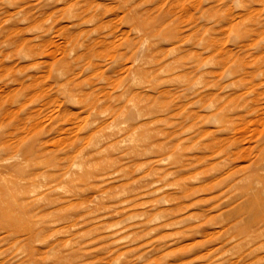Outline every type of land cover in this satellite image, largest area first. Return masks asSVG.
<instances>
[{"label":"rangeland","instance_id":"374dc122","mask_svg":"<svg viewBox=\"0 0 264 264\" xmlns=\"http://www.w3.org/2000/svg\"><path fill=\"white\" fill-rule=\"evenodd\" d=\"M262 112L264 0H0V264H264Z\"/></svg>","mask_w":264,"mask_h":264},{"label":"bare ground","instance_id":"6f19581e","mask_svg":"<svg viewBox=\"0 0 264 264\" xmlns=\"http://www.w3.org/2000/svg\"><path fill=\"white\" fill-rule=\"evenodd\" d=\"M244 46V45H242ZM241 48V47H240ZM240 70V68H239ZM244 72V71H243ZM245 74V73H244ZM247 74V73H246ZM252 73H248V75H251ZM262 74V73H261ZM185 76V75H184ZM187 77V76H186ZM250 78V77H249ZM247 80V79H245ZM241 81V80H240ZM255 84V82H254ZM252 86H253V83H252ZM250 87V86H249ZM252 87H250L249 89H251ZM243 92V91H242ZM253 93L254 92V89L253 91H251ZM238 94V95H237ZM235 93V95H237L238 97H240V94L242 93ZM256 95L259 96V94L261 93H255ZM211 94H209L210 96ZM233 96V95H232ZM232 96H230V101H233L231 100L232 99ZM236 96V97H237ZM213 97H216V96H213ZM235 97V98H236ZM237 97V98H238ZM209 98V97H208ZM252 99V98H251ZM227 100V99H226ZM225 100V101H226ZM224 101V103H225ZM252 101V100H251ZM235 102V101H234ZM257 103V102H256ZM211 104V103H210ZM256 105V104H255ZM257 107V105L255 106ZM252 109V108H251ZM257 110V108H255ZM247 110V109H246ZM259 110V109H258ZM262 111V110H261ZM262 114L261 116H258L257 114V117L255 116L254 119H251V120H247L246 118L244 117H241L239 116L238 118L239 119H231V118H223L220 123L222 124V126L224 128H227V129H237V131L235 132V130L233 131L234 132V136L232 135V137H222V138H216L214 141L212 142H209L207 144L204 145V149L207 150V151H212V153H222L224 156V159L225 160H230V158H232V161L236 160V159H239V160H242L244 161L246 159V156H247V149L248 148H244V147H241L240 146V142L243 141V136H245V134H247V132L249 133L250 131V137H249V140H252L254 143V146L251 147V149L249 151H253V153H250L252 154L251 156L253 157V162L254 164L257 165V168H260V169H263L264 170V113H260ZM198 116V114L196 115V117ZM195 117V118H196ZM240 127V128H237ZM252 128V129H251ZM211 137V136H210ZM215 138V137H213ZM246 139V138H245ZM244 139V140H245ZM212 140V138H211ZM3 142V141H2ZM0 141V145L1 147L5 146L7 148V145L6 143H2ZM249 143V142H248ZM243 146V145H242ZM4 147V148H5ZM211 153V154H212ZM200 155V154H199ZM199 155H195L196 157L199 156ZM203 155V154H201ZM209 155V154H208ZM206 156V155H204ZM234 158V159H233ZM198 161V160H197ZM204 164V163H203ZM231 170V168H230ZM230 170H227V171H230ZM227 173V172H226ZM225 175V174H224ZM219 178V177H218ZM216 179V178H215ZM212 181V180H210ZM214 181V180H213ZM209 183V181H208ZM207 184V183H206ZM254 195H255V192H254ZM256 196V195H255ZM253 197V196H252ZM251 198V197H250ZM259 199V195L257 197ZM261 199V198H260ZM252 200V199H251ZM254 201V200H253ZM251 201V202H253ZM256 201V200H255ZM262 201V200H261ZM260 201V206H262L263 204H261L262 202ZM23 204V203H22ZM17 205V204H16ZM257 205V203H256ZM254 206V208H257V209H260L261 207L258 205L257 206ZM264 206V205H263ZM262 206V208H263ZM253 208V209H254ZM264 209V208H263ZM255 210V209H254ZM260 211V210H259ZM262 212V211H260ZM255 213V211H253V214ZM261 214V213H260ZM257 215V214H256ZM259 218V217H258ZM10 230H15V226L13 225H10ZM249 234V232L247 233ZM251 234V232H250ZM248 236V235H247ZM29 237H33V234H30L29 233Z\"/></svg>","mask_w":264,"mask_h":264}]
</instances>
